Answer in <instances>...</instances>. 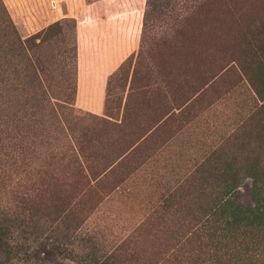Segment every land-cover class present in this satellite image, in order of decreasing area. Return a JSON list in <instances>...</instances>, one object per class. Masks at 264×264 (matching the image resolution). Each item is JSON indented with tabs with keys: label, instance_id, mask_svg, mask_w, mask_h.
Returning a JSON list of instances; mask_svg holds the SVG:
<instances>
[{
	"label": "rangeland",
	"instance_id": "rangeland-1",
	"mask_svg": "<svg viewBox=\"0 0 264 264\" xmlns=\"http://www.w3.org/2000/svg\"><path fill=\"white\" fill-rule=\"evenodd\" d=\"M153 1L0 0V208L31 198L32 264H213L195 223L230 178L250 203L264 0Z\"/></svg>",
	"mask_w": 264,
	"mask_h": 264
},
{
	"label": "trees",
	"instance_id": "trees-1",
	"mask_svg": "<svg viewBox=\"0 0 264 264\" xmlns=\"http://www.w3.org/2000/svg\"><path fill=\"white\" fill-rule=\"evenodd\" d=\"M198 13L206 16L212 9L213 0H203L198 4ZM155 7L153 0H147L145 23L148 13ZM34 38L30 36L20 46L31 49ZM19 40V39H18ZM263 68V65H262ZM264 76V73H260ZM256 78L255 94L264 108V79ZM257 164L249 165L248 176L252 181L249 189L250 203L246 202L243 193L230 178L215 191L212 207L209 212L195 223L194 232L211 239L212 248L217 253L225 248L227 258L218 264H264V170ZM31 198L14 197L9 206L0 208V264H32L36 254L28 253V247L18 243L16 233H31L37 225L36 212L31 209ZM22 239H28L25 235ZM215 257H211L216 264ZM96 262H93V264Z\"/></svg>",
	"mask_w": 264,
	"mask_h": 264
},
{
	"label": "crops",
	"instance_id": "crops-1",
	"mask_svg": "<svg viewBox=\"0 0 264 264\" xmlns=\"http://www.w3.org/2000/svg\"><path fill=\"white\" fill-rule=\"evenodd\" d=\"M81 50V48H80V46H78V51H80Z\"/></svg>",
	"mask_w": 264,
	"mask_h": 264
}]
</instances>
